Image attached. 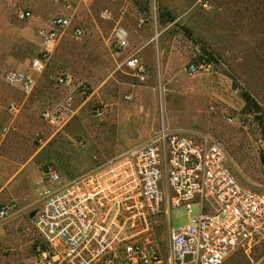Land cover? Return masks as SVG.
Returning a JSON list of instances; mask_svg holds the SVG:
<instances>
[{
	"label": "rangeland",
	"instance_id": "1",
	"mask_svg": "<svg viewBox=\"0 0 264 264\" xmlns=\"http://www.w3.org/2000/svg\"><path fill=\"white\" fill-rule=\"evenodd\" d=\"M25 9L33 18L20 22ZM57 17L71 26L46 44L41 32ZM118 28L131 35L121 55L114 49ZM47 49L46 72L32 71L33 58ZM199 53L213 71L192 75L188 65ZM133 54L147 65L145 79L123 66ZM10 72L33 78L30 94L4 81ZM0 75V106L18 108L0 116V202L14 206L0 223V264H37L33 215L46 166L64 181L105 174L133 205V155L163 129L219 142L240 183L264 193V0H0ZM65 77L73 79L71 89L59 83ZM69 89L73 100L60 125L48 126L41 113ZM246 95L258 109L248 108ZM138 220L167 257L171 231L186 225L188 214ZM224 264H264V241L241 246Z\"/></svg>",
	"mask_w": 264,
	"mask_h": 264
},
{
	"label": "built area",
	"instance_id": "2",
	"mask_svg": "<svg viewBox=\"0 0 264 264\" xmlns=\"http://www.w3.org/2000/svg\"><path fill=\"white\" fill-rule=\"evenodd\" d=\"M32 18L30 9L18 13L20 22ZM51 26L50 31L41 32L46 44L59 40L71 21L57 17ZM74 35L82 36L83 30L76 28ZM130 47L128 31L116 29L117 54ZM49 53L47 49L33 58L31 70L46 72ZM123 66L141 79L148 74L137 54L127 57ZM213 66L207 55L199 53L188 65V72L209 73ZM4 81L26 94L34 87L33 78L20 72L7 73ZM59 83L64 88L74 86L70 77L59 79ZM70 89L62 103L41 113L48 126L60 125L73 100ZM5 112L16 114L18 108L14 104L0 106V116ZM104 113V109L98 110L97 116ZM132 169L133 205L105 174L79 182L64 181L56 167L46 166L40 208L33 218L39 235L37 264H224L241 246L264 241V193L240 183L230 168L226 149L209 136L163 129L133 155ZM179 209L187 212L188 223L172 229L166 257L138 218L142 216L146 225L148 219L161 215L170 221L171 211ZM13 210V205H1L0 223Z\"/></svg>",
	"mask_w": 264,
	"mask_h": 264
},
{
	"label": "crops",
	"instance_id": "3",
	"mask_svg": "<svg viewBox=\"0 0 264 264\" xmlns=\"http://www.w3.org/2000/svg\"><path fill=\"white\" fill-rule=\"evenodd\" d=\"M126 30V29H125ZM129 33V32H128ZM129 35H130V33H129ZM130 40H131V35H130ZM145 44V43H144ZM138 48H142V47H138ZM146 49V48H148V47H143V49ZM150 48V47H149ZM145 49L144 50H141L139 53H141V54H143L144 56H145V58H148V56L146 55V52H145ZM157 51L159 52L158 54H160L161 52H162V49H161V47H158L157 48ZM140 56V55H139ZM141 57V56H140ZM142 58V57H141ZM142 60L144 61V59L142 58ZM158 62H160V57H159V59L157 60ZM41 179H42V176H41ZM1 205H9V204H7V203H3V202H0V206Z\"/></svg>",
	"mask_w": 264,
	"mask_h": 264
},
{
	"label": "trees",
	"instance_id": "4",
	"mask_svg": "<svg viewBox=\"0 0 264 264\" xmlns=\"http://www.w3.org/2000/svg\"><path fill=\"white\" fill-rule=\"evenodd\" d=\"M245 98L248 103V108H250L251 106L252 107L254 106V108L258 109V105L255 103V101L250 96L246 95Z\"/></svg>",
	"mask_w": 264,
	"mask_h": 264
},
{
	"label": "bare ground",
	"instance_id": "5",
	"mask_svg": "<svg viewBox=\"0 0 264 264\" xmlns=\"http://www.w3.org/2000/svg\"><path fill=\"white\" fill-rule=\"evenodd\" d=\"M141 121H142V120L138 119V123H137V124L141 123Z\"/></svg>",
	"mask_w": 264,
	"mask_h": 264
},
{
	"label": "water",
	"instance_id": "6",
	"mask_svg": "<svg viewBox=\"0 0 264 264\" xmlns=\"http://www.w3.org/2000/svg\"><path fill=\"white\" fill-rule=\"evenodd\" d=\"M35 214H36V213H35ZM35 214L33 215V218H34Z\"/></svg>",
	"mask_w": 264,
	"mask_h": 264
}]
</instances>
